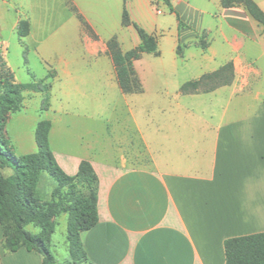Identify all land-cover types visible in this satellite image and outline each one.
I'll use <instances>...</instances> for the list:
<instances>
[{"label":"crops","instance_id":"crops-1","mask_svg":"<svg viewBox=\"0 0 264 264\" xmlns=\"http://www.w3.org/2000/svg\"><path fill=\"white\" fill-rule=\"evenodd\" d=\"M98 1L104 2L71 0L76 11L63 6L70 31L82 30L77 14L97 29V20H102L95 7ZM108 1L121 24L122 0ZM219 1L171 0L184 23L181 27L166 6L167 11L157 13L149 0L126 3L131 20L158 39L159 55L143 53L134 61L144 90H154L159 97L174 96L173 102L159 101L142 122L136 118L142 108L126 103L136 134L135 138L115 140L118 158L124 161L142 153L149 160L147 165L115 169L105 162V153L96 155L94 140L75 146L65 135L71 122L56 119L64 109L62 103L56 108L55 102L59 96L68 102L83 71L73 59L55 62L59 82L50 94V149L66 174H75L80 161L87 159L98 177V221L81 234L92 264H224L225 239L264 231V90L257 84L262 74L257 63L264 55V27L242 7L221 8ZM254 1L264 11V0ZM18 5L30 23L26 37L35 40L44 24L36 17L33 5L24 0H18ZM127 31L133 44L125 43L123 51L140 41L131 27ZM201 31L207 36L206 48L189 51L188 42L196 47ZM179 44L188 50L183 57L174 53ZM144 54H150L146 61H142ZM229 61L234 65V76L239 63L244 78L255 74L256 81L237 85L234 78L232 83L207 92H180L185 81L198 79ZM100 76L103 79L104 73ZM114 84L118 89L117 80ZM236 95L243 97L233 104ZM39 120L33 119L26 134L27 146L18 155L37 150L34 129ZM49 176L41 172L36 186V196L42 201L50 200L56 187ZM54 220L49 248L58 263L54 235L56 226H61L65 229L62 259L69 264L67 214ZM41 262L42 255L33 249L4 248L0 225V264Z\"/></svg>","mask_w":264,"mask_h":264},{"label":"rangeland","instance_id":"rangeland-1","mask_svg":"<svg viewBox=\"0 0 264 264\" xmlns=\"http://www.w3.org/2000/svg\"><path fill=\"white\" fill-rule=\"evenodd\" d=\"M24 1L25 4L34 6L36 17L44 25L41 30L36 32L35 40L28 39L26 37L28 34L20 37L16 32L17 24L19 18L28 20L26 12L19 7L18 0H0V76L11 74L17 83L38 81L45 78L48 73H52V76L45 80V82L50 84L45 100V93L25 90L22 91L21 109L13 113L10 111L5 113V117L7 118L4 138L8 140L11 152L14 156H18L20 154L19 152L27 146L26 134L31 130V124L35 117L40 119L52 117V113L49 112L50 94L59 82L56 79L57 64L55 62L64 59H73L75 65L82 69V77L76 80L75 89L70 94L68 102L64 100L63 96H59V99H61L57 103L55 102L56 108L62 103V108L64 109L63 113L56 114L58 117L56 119L71 122L69 130L65 132V135L73 140L75 146L85 140H94L98 146L96 155L99 157L105 153V162L112 164L115 169L147 165L149 160L142 153H139L137 157L128 158L124 161L118 158L115 140L118 137L128 140L131 137L135 138L136 134L133 117L130 115L126 103L134 104L142 108L141 111L136 112V118L142 122L157 107L156 105L159 101L161 102L163 100L162 102H165L168 99L170 102H173L174 96L170 94L168 97H159V94L156 95L154 90L152 92L149 89L144 90V88L141 93L125 94L114 86V83H116L115 68L107 49V41L110 38H115L122 50L126 48L124 46L125 43L132 46V39L130 37L128 39V27H131L139 38L136 28L133 25V23H137L131 20L126 7L128 0H122V13L125 9L129 18L128 24L122 23V13L121 24H119V15L116 14V10L112 7L111 2L104 0L102 4L101 1H98V6L95 5V7L99 9V12L101 11L102 20H97V22L99 21L95 25L97 29L87 23L80 14H77L82 28L77 33L70 31L67 15L63 8L65 6L70 10L76 11L71 0ZM149 1L157 13L167 11L161 0ZM252 1L256 3L254 0ZM219 5L221 8L240 6L246 10L242 2H233L228 6V2L224 5L222 0H220ZM257 6L259 7L258 4ZM46 12L48 15H46ZM246 12L252 17L247 10ZM253 19L264 27L258 20ZM137 25L141 27L139 24ZM189 26L191 27L192 24L189 23ZM57 28L59 29L56 30ZM154 36L157 39V36ZM123 38L126 40L123 41ZM188 43L187 47L189 51L192 52L195 48L203 51L207 46V36L201 31L195 40L196 47L193 46L192 41ZM188 50L184 44H179L175 47L174 53L176 56L183 57ZM159 54L160 51L158 48V53L153 55ZM149 55L144 54L142 61H146L144 59ZM257 64L262 71L257 84L264 90V55L259 56V62ZM144 65L145 63L142 64V68H144ZM235 69L236 77L234 76L233 80L236 78L237 85L244 84L245 82L246 84H250L256 81L252 76L255 74L244 78V73H242L244 70L241 64L237 63ZM141 70L143 72L144 69ZM100 73H104L103 79H101ZM229 89L231 88H228V91ZM2 93L3 88L1 87L0 95ZM56 95L58 97V94ZM126 97L127 100L125 99ZM241 97L243 95L234 96L232 103L234 104ZM1 171L5 176L12 173L10 167H5ZM51 179L54 181L52 177ZM42 184H44V180ZM82 192L87 193L88 190L83 188ZM29 231L36 232L37 228L29 226ZM64 237L65 229L61 226H56L54 240L57 243V251L54 249V253L57 254L59 264H66L62 259L63 255L61 253V251L63 252L64 240L62 241V239ZM51 248L53 250V247Z\"/></svg>","mask_w":264,"mask_h":264},{"label":"trees","instance_id":"trees-1","mask_svg":"<svg viewBox=\"0 0 264 264\" xmlns=\"http://www.w3.org/2000/svg\"><path fill=\"white\" fill-rule=\"evenodd\" d=\"M170 12H174L178 26L184 23L173 9L171 0H161ZM230 6L242 2L253 18L264 25V12L252 0H222ZM122 23L128 24L129 18L124 9ZM139 35V43L123 51L115 38L107 41L116 80L124 93H141L143 86L134 68V61L143 53H158L157 39L143 28L133 23ZM29 31V21L20 19L16 32L24 37ZM52 76L48 73L38 81L17 83L11 74L0 76V225L3 231L4 248L11 251L21 246L33 249L42 255L41 264H58L49 248V238L55 228L54 218L67 214L66 238L68 243L69 264H92L88 261L81 241L82 232L93 227L98 221L97 185L98 177L91 162L80 161L75 174H66L56 162L49 145L51 121L40 119L34 129L37 150L32 153L14 156L5 137V113L21 109L22 91L47 93L50 84L45 80ZM234 77L231 61L218 69L205 73L195 80L181 84L182 94L207 92L219 86L230 84ZM45 106V105H44ZM45 109V108H43ZM8 146V147H7ZM10 167L12 173L5 176L2 169ZM41 172H46L56 182L50 200L42 201L36 196V186ZM88 190L83 193L82 189ZM37 228L30 232L27 226ZM224 264H264V231L230 237L224 241Z\"/></svg>","mask_w":264,"mask_h":264}]
</instances>
